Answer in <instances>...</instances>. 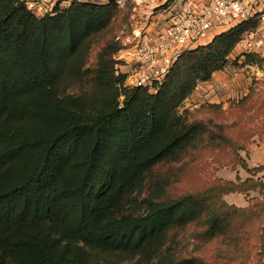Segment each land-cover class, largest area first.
<instances>
[{
	"label": "trees",
	"instance_id": "obj_1",
	"mask_svg": "<svg viewBox=\"0 0 264 264\" xmlns=\"http://www.w3.org/2000/svg\"><path fill=\"white\" fill-rule=\"evenodd\" d=\"M116 13L113 0H72L44 16L20 0H0V264H116L107 255L118 252L149 260L172 228L203 219L214 237L239 219L248 230L264 221V200L236 206L221 199L264 191L252 177L213 181L207 190L175 197L157 193L143 199V212L124 213L123 200L142 187L147 172L196 146L205 122L188 121L178 106L226 66L254 23L243 21L184 51L155 92L123 86L112 58L116 41L96 62L103 94L61 92L62 76L78 77L87 42Z\"/></svg>",
	"mask_w": 264,
	"mask_h": 264
},
{
	"label": "rangeland",
	"instance_id": "obj_2",
	"mask_svg": "<svg viewBox=\"0 0 264 264\" xmlns=\"http://www.w3.org/2000/svg\"><path fill=\"white\" fill-rule=\"evenodd\" d=\"M113 1L117 4L115 17L87 42L86 58L78 77L71 71L62 76L61 92L103 94V87L94 80L102 48L116 41L120 48L112 58L116 60L126 54L136 35L156 28L155 17L163 13L164 19L168 18L178 9L180 0ZM166 3L169 5L162 8ZM232 54L223 69L199 82L178 106V113L188 121L205 122V132L196 146L179 159L162 161L147 172L142 187L123 200L124 213L143 212V199L157 193L175 197L207 190L213 181L239 184L247 177L261 180L260 171L249 165L252 146L264 142V54L252 55L249 61ZM123 98L124 95L119 96V100ZM221 199L229 205L247 206L254 200H264V191H235L222 194ZM248 229L239 219L228 232L208 237L205 223L199 219L166 232L157 257L139 259V255L131 257L124 252L107 257L116 264H156L159 257L164 264H264V221L254 230Z\"/></svg>",
	"mask_w": 264,
	"mask_h": 264
},
{
	"label": "built area",
	"instance_id": "obj_3",
	"mask_svg": "<svg viewBox=\"0 0 264 264\" xmlns=\"http://www.w3.org/2000/svg\"><path fill=\"white\" fill-rule=\"evenodd\" d=\"M20 1L33 15L44 16L62 11L72 0ZM177 8L168 18L157 15L156 28L139 32L126 54L116 57V73L124 75L123 86L155 92L184 51L208 43L243 21L254 24L236 42L232 55L240 59L263 56L264 0H180Z\"/></svg>",
	"mask_w": 264,
	"mask_h": 264
},
{
	"label": "crops",
	"instance_id": "obj_4",
	"mask_svg": "<svg viewBox=\"0 0 264 264\" xmlns=\"http://www.w3.org/2000/svg\"><path fill=\"white\" fill-rule=\"evenodd\" d=\"M249 166L252 168L263 166L259 175L264 182V142L252 146Z\"/></svg>",
	"mask_w": 264,
	"mask_h": 264
}]
</instances>
